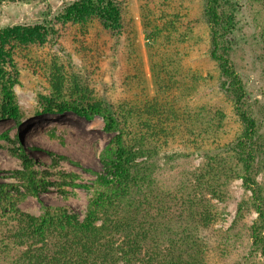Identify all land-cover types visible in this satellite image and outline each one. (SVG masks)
Returning <instances> with one entry per match:
<instances>
[{
  "label": "rangeland",
  "instance_id": "rangeland-1",
  "mask_svg": "<svg viewBox=\"0 0 264 264\" xmlns=\"http://www.w3.org/2000/svg\"><path fill=\"white\" fill-rule=\"evenodd\" d=\"M227 2V39L264 138V0ZM205 4L0 3V74L17 79L21 113L19 122L0 116V188L19 196L15 208L38 216L44 205H62L84 219L103 170L101 154L119 130H109L103 116L82 115L72 106L102 103L132 137L156 136L161 146L156 177L164 188L195 171L216 174L220 190L208 194L210 221L198 228L207 264H264L251 234L259 217L256 197L245 186L241 157L228 149L244 126L210 54ZM59 76L63 88L57 95L53 80ZM159 76L169 89L161 87ZM256 164L264 203V153ZM17 216L11 209L0 211V243L13 242Z\"/></svg>",
  "mask_w": 264,
  "mask_h": 264
},
{
  "label": "trees",
  "instance_id": "trees-1",
  "mask_svg": "<svg viewBox=\"0 0 264 264\" xmlns=\"http://www.w3.org/2000/svg\"><path fill=\"white\" fill-rule=\"evenodd\" d=\"M16 0H0L1 2ZM227 0H206L205 16L211 32V57L218 63L222 88L235 102L244 130L228 149L243 162L245 186L255 194L259 214L251 226L253 246L264 253V203L259 193L257 158L264 153V138L247 103L245 84L236 69L229 46ZM51 34L57 32L53 28ZM159 84L165 86L159 76ZM17 79L0 74L1 117L20 121L14 85ZM56 94L63 81L55 77ZM83 102V101H81ZM79 114L104 117L109 130H119L101 154L103 170L84 219L67 206L44 205L38 215H25L15 208L18 201L0 188V211L18 214L17 231L0 243V261L11 264H207L198 228L209 223L208 194L217 196L216 174L195 171L176 187L164 188L156 177L155 158L161 150L153 136L127 132L108 105H75ZM35 186V182L32 181ZM31 190V189H30ZM37 191V190H36ZM259 193V194H258Z\"/></svg>",
  "mask_w": 264,
  "mask_h": 264
}]
</instances>
